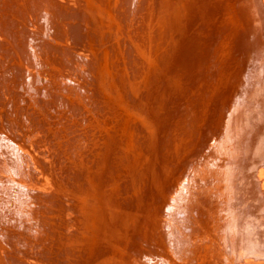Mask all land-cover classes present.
<instances>
[{"label":"bare ground","instance_id":"bare-ground-1","mask_svg":"<svg viewBox=\"0 0 264 264\" xmlns=\"http://www.w3.org/2000/svg\"><path fill=\"white\" fill-rule=\"evenodd\" d=\"M99 1L131 26L123 2ZM133 1L140 30L122 37L83 0H0V51L24 52L42 22L50 62L78 59L87 86L72 92L97 115L59 137L66 169L38 142L0 147V186L21 201L0 237L42 264H264V0Z\"/></svg>","mask_w":264,"mask_h":264},{"label":"rangeland","instance_id":"rangeland-1","mask_svg":"<svg viewBox=\"0 0 264 264\" xmlns=\"http://www.w3.org/2000/svg\"><path fill=\"white\" fill-rule=\"evenodd\" d=\"M83 1L85 2L84 5H89L93 9L91 13L87 12L85 9L82 10L88 14L89 18H94L96 20L94 23L98 30L106 28L108 31H114L116 29L124 33L122 37H129L132 33V29L135 34L137 30H140L139 25H141L142 20H140L138 16L143 12L140 11L139 7H136V4L135 7H129L134 2L133 0H120L121 3L123 2L121 8L124 7V11L120 10L118 13L120 14L119 17L123 18L124 14H129L130 11H132V15H128L132 20V23H130L131 26H126L122 22H119V19L115 16L114 19L116 22L112 20L111 17L113 15L110 13V8H107L103 2L99 0ZM138 3L141 5L143 1L139 0ZM128 8H131V10H128ZM79 11L78 9L76 14H78ZM84 25L89 27L86 23H84ZM31 31H33L31 33L32 35H36L34 40H37V43L31 40L32 42H29V44L31 43L30 47L24 50V52L7 53L3 49L0 51V147L9 150L11 145L14 144L16 146V144H20L25 148L31 147L30 149L33 148L34 150V146L39 143V146L43 147L42 150L46 153L53 154L57 150L58 152L54 154L57 159H54V161L57 162L58 160L59 165L55 163V166L57 170L61 168L66 169L69 163L64 161L66 158L65 150L69 146L65 144L69 141V138L60 141L62 133L64 132L66 134L67 132V134L73 136L74 129H77V131L93 129L97 124L94 122L89 126L90 122L88 116L85 117V119L88 120L87 122H83V118L88 114L97 115L95 110L86 112L88 106L83 107L84 101L80 99L81 94L78 95L72 92L74 89H78L79 91L81 87L87 86L86 81L81 75L78 59H75L74 62L71 60L70 62H72V65H62V67L57 63L50 62L51 55L49 52L45 51L44 47L46 44L44 41L57 42L45 32L42 22H37V24L31 28ZM61 47L68 49L70 45ZM81 47L89 51H96L97 49L96 44H89L86 42ZM66 53L68 52L66 51ZM42 60H45V62ZM14 67H16V69L18 68L19 72H17L16 69L13 70ZM80 91L83 92L82 89ZM58 93L61 94V96L64 95L70 98L74 102V106L70 108L69 105H56V103L48 104L53 100L52 96ZM38 100L42 103L39 104ZM9 111L12 114H9ZM82 113L84 114L83 116H81ZM28 114H31V116ZM11 122L13 123L16 133L14 131L11 132L10 129L6 127V124ZM5 129L9 130L10 133ZM86 136L87 134L82 135L83 138ZM56 137L58 139H56ZM57 141H60L59 146ZM33 143L35 145H33ZM67 178L68 176L65 175L64 179L67 180ZM0 182L7 185L1 178ZM113 187L114 184H111L107 186L105 190H109ZM78 196L85 200L82 204L85 208L88 209L92 205H95L93 198L90 200L85 199L86 196L84 193L78 194ZM17 200L21 202L18 198H15L12 203L13 197H10L0 186V205L6 204L0 208V214H3L11 204L17 203ZM18 206L19 205H17V207ZM88 222H91V220H88ZM51 237L55 240H50V242H52L51 244L55 247L56 252H58L61 246L54 235ZM0 240V255L2 254L4 257L5 255L7 256L5 259L0 257V264H7L6 260L10 264V260L8 259L10 257L19 259L20 262L18 264H42L36 261V254L32 251L22 250L21 252L23 254L17 255L16 251L18 250L13 243L5 241L1 237ZM158 247H160L158 248L160 252L165 249L163 244ZM165 250L167 251V249ZM62 258L64 257L62 256ZM62 258L55 263L47 259L45 260L51 264H69L68 262L61 261ZM164 258H166V256Z\"/></svg>","mask_w":264,"mask_h":264}]
</instances>
